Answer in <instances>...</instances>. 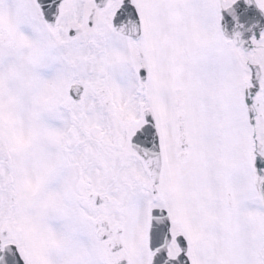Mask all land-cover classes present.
<instances>
[{
	"label": "snow or ice",
	"instance_id": "snow-or-ice-1",
	"mask_svg": "<svg viewBox=\"0 0 264 264\" xmlns=\"http://www.w3.org/2000/svg\"><path fill=\"white\" fill-rule=\"evenodd\" d=\"M0 264H264V0H0Z\"/></svg>",
	"mask_w": 264,
	"mask_h": 264
}]
</instances>
